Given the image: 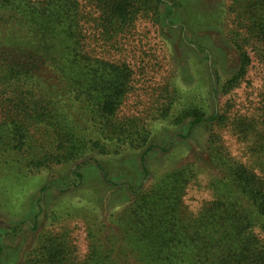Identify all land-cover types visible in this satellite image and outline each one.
Returning <instances> with one entry per match:
<instances>
[{"label":"trees","instance_id":"16d2710c","mask_svg":"<svg viewBox=\"0 0 264 264\" xmlns=\"http://www.w3.org/2000/svg\"><path fill=\"white\" fill-rule=\"evenodd\" d=\"M174 3L0 0V179L4 176L22 192L46 170L82 161L77 168L94 164L104 182L116 185L113 179H122L112 176L98 158L129 161L138 156L144 178L151 174L155 181L147 190H136V177L132 183L127 176L125 183L134 201L110 218L106 230L88 216L89 246L81 264H264V87L247 116L229 117L228 111L211 110L208 104L244 80L251 62L247 47L264 64V0H229L226 11L222 9L230 15L228 27L223 25L224 17H209L220 23L219 31L237 54V65L229 77L223 80L215 69L208 78L209 100L200 103L197 92L187 96L188 90L175 81L160 93L164 102L156 106L151 122L164 124L170 131L187 123L186 132L176 137L181 141L193 129L206 128L202 156L179 157L168 172L158 176L147 163V155L158 147L151 122L118 118L131 89L130 70L100 52L114 50L118 37L137 19L179 33L176 48L190 49L201 63L206 64L210 56L215 62V53L202 43V36L195 40L181 36L185 27L192 31L191 24L205 29L204 18L187 20L178 15L184 2ZM92 44L98 49L91 48ZM216 127L229 128L244 143L245 161L230 155ZM72 175L75 183L71 187H80L83 174L74 169ZM203 175L212 199L196 215L187 217L181 210L182 196ZM41 201L40 194L36 206ZM40 213L41 208L34 225ZM52 215L53 221L58 220L55 212ZM41 243L46 254L55 255L62 264L66 247L58 237ZM43 263L53 264L48 257Z\"/></svg>","mask_w":264,"mask_h":264},{"label":"rangeland","instance_id":"374dc122","mask_svg":"<svg viewBox=\"0 0 264 264\" xmlns=\"http://www.w3.org/2000/svg\"><path fill=\"white\" fill-rule=\"evenodd\" d=\"M182 1L185 6L178 10V15L186 16L190 21L191 16H202L200 20L204 18L202 23L206 22V25L205 29L198 30L199 28L191 24L193 32L185 27V32L181 36L185 40H195L202 36L205 41L202 43L214 51L215 62L210 56L206 64L201 63L197 55L195 57L188 52L190 49L176 48L179 44V33L171 32L169 29L162 31L159 24L145 18L137 19L127 33L118 37L114 50L107 48V53L100 52L105 59L125 63L130 70L131 89L117 112L120 120L132 117L151 122L156 108L164 102L160 98L162 88L174 81L182 90H188L187 96L197 92L196 100L200 103L209 100L206 95L209 87L207 80L211 78L212 72L218 70L224 80L234 71L237 65L236 51L219 31L220 23L209 19L210 16H221L224 17L223 25L230 26V21L227 23L230 15L224 12L228 8L229 0ZM166 2L170 6L175 4V0ZM173 9L177 12L176 8ZM90 46L98 49L95 44ZM246 51L251 62L244 80L228 93L218 94L215 99L209 100L211 110L214 107L222 108L228 111L229 117L236 114L247 116L254 111L258 95L264 87V64L258 61L250 47H247ZM199 55L201 57V54ZM187 126L186 123L175 131H170L164 124L156 123L155 126V123L151 122V128L156 134L153 142L158 145L152 154L147 155V163L152 173L159 176L168 172L174 160L179 157L197 159L196 156L203 155L201 147L205 140L203 133L206 128L193 129L186 141L176 138L177 135L186 132ZM215 129L230 155L237 160L245 161L244 143L231 135L229 128ZM170 141L172 147L168 149ZM98 159L104 163L103 165L108 166L112 176L122 180L113 177L116 185L108 184L104 182L94 164L86 163L77 168L82 161L46 170L47 172L36 176L32 183H28L29 187L26 185L28 188L22 192L17 191L4 176L0 179V264H44L47 257L49 263L58 264L55 255L46 254V250L43 249L41 242L49 237H58L66 247L64 255L61 256L66 258L62 264H70L72 260L75 264L76 262L81 264L89 246L85 227L88 216H92L95 225L106 230L110 218L119 216L122 210L134 201V195L125 183V180L129 179L127 176L132 177L129 179L132 183L136 177L134 186L136 190L138 188L147 190L155 183L151 174L144 178V174L140 172L138 156L130 157L131 163H128V159L110 161ZM119 161L124 164H119ZM74 169L84 176L83 184L78 188L71 187L75 183V177L72 175ZM204 180V175L199 176L198 181L190 184L182 196L181 210L187 217L196 215L212 199ZM44 187L48 189L40 193V189ZM40 194L41 205L36 206ZM39 208H41L39 221L34 225L33 220ZM53 212L57 215L55 219L58 220H52ZM119 243L124 248L122 245L124 241L121 240ZM127 260H130L129 257Z\"/></svg>","mask_w":264,"mask_h":264}]
</instances>
